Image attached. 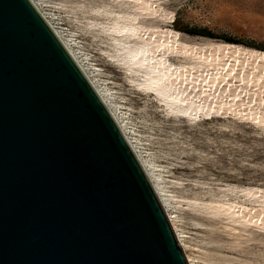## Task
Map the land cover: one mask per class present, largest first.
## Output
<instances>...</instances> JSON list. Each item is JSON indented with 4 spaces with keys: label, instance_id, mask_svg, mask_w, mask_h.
<instances>
[{
    "label": "rangeland",
    "instance_id": "374dc122",
    "mask_svg": "<svg viewBox=\"0 0 264 264\" xmlns=\"http://www.w3.org/2000/svg\"><path fill=\"white\" fill-rule=\"evenodd\" d=\"M38 1L117 107L194 261L264 264V228L253 225L264 222V0ZM120 25L158 46L152 61L167 65L189 113L171 111L116 60ZM217 202L246 207L250 226L217 217Z\"/></svg>",
    "mask_w": 264,
    "mask_h": 264
},
{
    "label": "water",
    "instance_id": "95a60500",
    "mask_svg": "<svg viewBox=\"0 0 264 264\" xmlns=\"http://www.w3.org/2000/svg\"><path fill=\"white\" fill-rule=\"evenodd\" d=\"M0 264H187L131 149L31 0H0Z\"/></svg>",
    "mask_w": 264,
    "mask_h": 264
},
{
    "label": "bare ground",
    "instance_id": "6f19581e",
    "mask_svg": "<svg viewBox=\"0 0 264 264\" xmlns=\"http://www.w3.org/2000/svg\"><path fill=\"white\" fill-rule=\"evenodd\" d=\"M31 1L39 9V11L41 12L43 17L49 24L50 28L52 29V31L54 32V34L56 35V37L58 38V40L60 41L64 49L66 50V52L68 53V55L71 57V59L73 60L77 68L80 70L84 78L87 80V82L89 83V85L91 86L95 94L97 95V97L100 99V101L102 102L106 110L108 111L109 115L111 116L112 120L114 121L115 125L117 126L118 130L120 131L121 135L123 136L124 140L126 141L129 148L131 149L137 163L139 164L149 185L151 186L155 194V197L157 198V201L173 231V234L179 246L181 247L183 251L187 264H197L194 261V258L192 257V255L188 253L186 249L184 235L177 228L175 216L173 215V212L171 211L170 204L168 202V199L165 193L163 192L162 187L159 185V181L157 179L156 174L154 173L150 164L142 156L135 140L130 136V133L127 131L126 125L124 124V121L120 113L117 111V107L113 104V102L111 101V98L107 95V92L97 82V80L95 79L93 75L91 68L88 67L83 62V59H81L78 53H76V51L70 45L69 41L64 37L63 33L57 27H55L49 15L43 12L39 1L38 0H31ZM124 18H126V15L123 12L116 13V17H115L116 20L124 19ZM113 31H116V33L118 34L117 36L121 37L119 39L120 42L118 44L121 47L120 49L121 51H119L115 55V58L117 61H119V63L123 66V68H125L129 72L142 73V76H143L142 84L145 85L147 89L153 90L157 97L162 98L171 111L178 112V113L180 112L182 113L181 115L183 114L186 115V113H189L188 110L190 109V105L184 104V99L180 98V96L179 97L177 96V93L175 91L176 89H175L174 81L169 78V74L171 71L168 74L169 69L167 65H164L163 63L160 64V62H157V61H152L153 53L155 52V50H157L158 46L149 41H147L143 45L138 44L135 41L136 40L135 34L131 32L130 27H127L125 25L115 26L113 28ZM131 38H134V40H131ZM125 40H129L132 43L128 45L126 44ZM222 45L224 48H234V49L238 48V45L236 44L222 43ZM160 50H164V48L162 47ZM167 52H168L167 49L162 51L161 53L162 58L165 54H167ZM260 54L262 55V53ZM236 206H237L236 202H232L226 205H223L222 203L217 202L213 206V210L217 217L221 218L220 217L221 214H226L227 219L231 223H237L240 225L242 229H245L248 226H250L252 221L246 218V215L248 214V213L247 214L245 213V211H247L246 207H239L241 208V210H234ZM222 207H224V211H221ZM259 218L260 217L255 218V220L253 221L254 222L253 225L257 228V230L261 231L264 228L263 226L264 222H262L261 219Z\"/></svg>",
    "mask_w": 264,
    "mask_h": 264
},
{
    "label": "trees",
    "instance_id": "16d2710c",
    "mask_svg": "<svg viewBox=\"0 0 264 264\" xmlns=\"http://www.w3.org/2000/svg\"><path fill=\"white\" fill-rule=\"evenodd\" d=\"M198 32H200V33H202V34L209 35V36L211 35V33L207 32V31H205V30H201V31H198ZM228 40L232 41L231 39H228Z\"/></svg>",
    "mask_w": 264,
    "mask_h": 264
}]
</instances>
